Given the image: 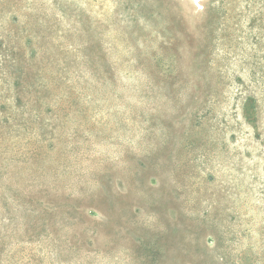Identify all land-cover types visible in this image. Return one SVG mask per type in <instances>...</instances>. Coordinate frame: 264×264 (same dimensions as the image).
<instances>
[{"label": "rangeland", "instance_id": "1", "mask_svg": "<svg viewBox=\"0 0 264 264\" xmlns=\"http://www.w3.org/2000/svg\"><path fill=\"white\" fill-rule=\"evenodd\" d=\"M0 264H264V0H0Z\"/></svg>", "mask_w": 264, "mask_h": 264}, {"label": "bare ground", "instance_id": "2", "mask_svg": "<svg viewBox=\"0 0 264 264\" xmlns=\"http://www.w3.org/2000/svg\"><path fill=\"white\" fill-rule=\"evenodd\" d=\"M192 1H194V2H198V1H200V0H192Z\"/></svg>", "mask_w": 264, "mask_h": 264}]
</instances>
